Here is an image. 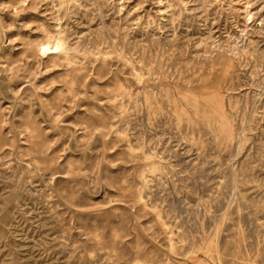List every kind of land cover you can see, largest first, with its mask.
<instances>
[{
  "label": "rangeland",
  "instance_id": "rangeland-1",
  "mask_svg": "<svg viewBox=\"0 0 264 264\" xmlns=\"http://www.w3.org/2000/svg\"><path fill=\"white\" fill-rule=\"evenodd\" d=\"M0 264H264V0H0Z\"/></svg>",
  "mask_w": 264,
  "mask_h": 264
},
{
  "label": "bare ground",
  "instance_id": "bare-ground-1",
  "mask_svg": "<svg viewBox=\"0 0 264 264\" xmlns=\"http://www.w3.org/2000/svg\"><path fill=\"white\" fill-rule=\"evenodd\" d=\"M63 36L64 35H61V34H58L57 36H54V37L46 36L45 39L38 41V43L35 44L37 53L39 55L46 56L47 58L52 59V60H59L61 58H69V55L71 51H73V48H71L67 44L66 39Z\"/></svg>",
  "mask_w": 264,
  "mask_h": 264
}]
</instances>
